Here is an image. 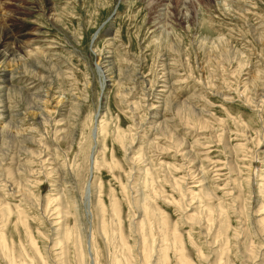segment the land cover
<instances>
[{
  "label": "rangeland",
  "instance_id": "374dc122",
  "mask_svg": "<svg viewBox=\"0 0 264 264\" xmlns=\"http://www.w3.org/2000/svg\"><path fill=\"white\" fill-rule=\"evenodd\" d=\"M30 1L39 62L0 55V264H264V0Z\"/></svg>",
  "mask_w": 264,
  "mask_h": 264
},
{
  "label": "bare ground",
  "instance_id": "6f19581e",
  "mask_svg": "<svg viewBox=\"0 0 264 264\" xmlns=\"http://www.w3.org/2000/svg\"><path fill=\"white\" fill-rule=\"evenodd\" d=\"M9 2L11 4V1H9ZM31 3H32V1H30V0H18L16 2V7L13 6L14 8L11 9V8H8L7 5H9V3H7L6 0H0V55H1V53L2 54L5 53L6 56L9 55L8 64H10V63H12V62L17 60V62H19V66L20 67H25L26 64H28V63L31 64L32 62H34L33 64H35V63L39 62V55H40L39 54V49L38 48H34L35 45L33 47L32 45L29 44L31 42V40L33 42V40L35 39L36 36H34L31 31L30 32L28 31V33H26L25 32L26 31V29H25L26 27H24V25L22 24V21H21L23 19H21V17H17V15H21V14L24 15L25 12L23 10L29 9V7L31 6L30 5ZM26 5H28V6H26ZM18 7H19V9H18ZM5 9H6V11H4ZM9 11H11V12L14 11L17 15L14 16V13H12L13 16H11L12 14L10 15L11 12L8 13ZM3 16H4V18H3ZM22 18H23V16H22ZM14 23H16L15 25H17V33L18 34H16V35H14L13 30L10 29L11 28L10 24L12 25ZM14 27L16 28V26H14ZM14 27H12V28H14ZM14 31H15V29H14ZM28 41H30V42L28 43ZM15 46L17 47L16 48L17 51L14 50ZM3 56H4V54H3ZM21 63L23 64V66L21 65ZM36 65H33V66H35V70H36ZM7 75L9 76V70H4L3 76L4 77L5 76L8 77ZM18 92H19L20 95H22V97H24L23 99H25L28 102V104L34 109V112L32 113V115L34 117L42 116V117H46V119H50L49 115H46V114L41 113V112L40 113L37 112V110H40V108H43L45 110V112H47V114L49 113L47 105L45 104V102L47 104L49 103V100H48V97H47L48 93L43 96V94L41 95V93L40 94L39 93L38 94L35 93V94H32V95H27V94H25L22 91V89H19ZM40 101H42V104H40ZM64 101H62V99H61L58 102H56V105H57V103H58V105H60ZM66 102H64V104ZM2 103H3V101H2ZM3 106L5 107V105H3ZM38 121H39V119H38ZM2 122L4 123V125H10L13 121H12V119H10V118L7 119V118H5V116H3L2 119H1V123ZM58 123H59V121H58Z\"/></svg>",
  "mask_w": 264,
  "mask_h": 264
}]
</instances>
